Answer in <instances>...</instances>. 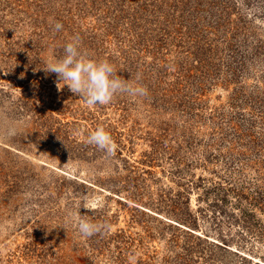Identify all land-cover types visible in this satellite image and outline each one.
I'll return each instance as SVG.
<instances>
[{
	"label": "trees",
	"instance_id": "1",
	"mask_svg": "<svg viewBox=\"0 0 264 264\" xmlns=\"http://www.w3.org/2000/svg\"><path fill=\"white\" fill-rule=\"evenodd\" d=\"M235 4L0 0V69L10 68V79L19 83H27L30 73L38 95L45 93L42 87L54 84L48 81L52 73L42 69L45 52L52 49L55 59L62 58L73 36L90 58L107 59L123 79L135 81L140 74L147 95L131 98V103L130 97L117 95L109 105L120 110L119 117L101 118L96 110V115L90 113V130L103 126L116 145L124 144V138L133 144L135 134L119 130L132 115V102L139 100L153 118L156 131L148 133L151 149L141 162H168L170 178L178 186L169 215L188 227L177 226L166 237L164 264H249L252 258L241 251L253 253L255 243L264 240V102L245 96L240 83L249 74L246 62L264 52L248 55L242 50L248 39L246 21L240 19V25L227 11ZM55 22L63 25L59 32L54 31ZM217 82L233 83L232 97L209 108L203 97ZM168 111L170 117L157 124ZM93 150L103 152L95 146ZM198 166L209 176L190 173ZM191 190L198 191L195 210L190 209ZM204 217L216 225L218 241L209 240L204 229L205 236L191 231L200 228ZM232 225L239 231L232 233Z\"/></svg>",
	"mask_w": 264,
	"mask_h": 264
},
{
	"label": "rangeland",
	"instance_id": "2",
	"mask_svg": "<svg viewBox=\"0 0 264 264\" xmlns=\"http://www.w3.org/2000/svg\"><path fill=\"white\" fill-rule=\"evenodd\" d=\"M227 1L236 3L227 8L230 18L240 25V19L246 21L244 53L264 52V0ZM44 57L45 61L55 58L53 50L46 51ZM245 65L249 74L245 72L240 82L245 96L251 94L264 102V55L253 56ZM2 69L0 264H164L166 237L177 226L188 227L169 215L178 186L170 178L168 162H141L142 154L151 149L148 133L156 131L145 106L133 101L130 119L119 127L135 134L133 144L124 138L114 155L95 154L93 146L86 143L90 113L96 115L100 110L101 118L117 119L120 110L110 105L89 108L66 85L58 91L55 73L48 79L54 84H49L50 89L42 87L45 93L38 95L30 73L25 75L27 83H19L10 79V68ZM233 89V83L225 86L217 82L203 99L212 108L227 103ZM170 115L169 111L163 114L162 120L157 116L155 122H164ZM190 173L209 176L199 166ZM197 192L190 191L193 210L198 206ZM85 195L99 198L103 207L92 211L81 208L80 214L110 225L105 234L87 239L71 225L67 230L57 226L64 224L68 212L75 211ZM199 227L191 231L218 241L212 220L200 219ZM221 227L228 231L227 224ZM235 231L239 229L232 225L231 232ZM235 245L233 242L232 248ZM255 246L253 253L241 252L252 258L249 264H264V240Z\"/></svg>",
	"mask_w": 264,
	"mask_h": 264
},
{
	"label": "clouds",
	"instance_id": "3",
	"mask_svg": "<svg viewBox=\"0 0 264 264\" xmlns=\"http://www.w3.org/2000/svg\"><path fill=\"white\" fill-rule=\"evenodd\" d=\"M62 28L60 22L54 23V31L59 32ZM63 53L62 58L46 60L42 69L46 75L56 74L58 91L66 85L69 91L83 100L87 107L109 105L117 95H126L133 99L147 95V88L139 83L141 79L139 73L135 81L123 79L117 74L116 67L107 59L90 58L82 49L78 36H73L70 42L64 45ZM86 143L109 156L114 155L117 150L113 138L103 126H97L90 131ZM100 207H103V203L99 198L85 195L75 211L68 212L64 224L57 226L67 230L68 225H71L76 233L85 239L103 235L110 230L109 224L94 222L87 218V214H80L81 208L92 211Z\"/></svg>",
	"mask_w": 264,
	"mask_h": 264
}]
</instances>
